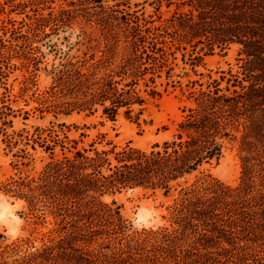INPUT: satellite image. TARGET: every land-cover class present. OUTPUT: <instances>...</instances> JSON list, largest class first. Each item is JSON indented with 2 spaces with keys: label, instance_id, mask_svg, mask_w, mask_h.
<instances>
[{
  "label": "trees",
  "instance_id": "obj_1",
  "mask_svg": "<svg viewBox=\"0 0 264 264\" xmlns=\"http://www.w3.org/2000/svg\"><path fill=\"white\" fill-rule=\"evenodd\" d=\"M232 1L223 0L222 4L228 6ZM96 2L106 11L102 0ZM212 2L193 3L200 11V22H179L177 29L189 27L190 37L208 38V29L195 35L193 27L207 22L202 11L212 7ZM58 11V15L51 12L48 19L64 22L66 12L72 10L62 5ZM123 18L131 22L125 15ZM189 20L193 22V18ZM133 22L131 49L126 47L117 63L113 59L116 53L110 50L113 43L107 44L102 57L93 63L88 59L80 64L70 61L56 69V115H69L73 110L93 114L97 105L102 107V116L111 120H116L122 108L130 113L140 106L139 114L143 112L146 98L138 90L139 80L165 63L158 62L156 56L165 52L159 41L148 42L138 21ZM225 36L214 33L210 46L227 43L230 39ZM251 48H246V54L255 57L257 51ZM246 70L248 78L253 70ZM246 80L229 78L225 88L214 80L200 90L195 105L177 122L172 139L150 150L131 144L99 149L94 143L80 149L76 140H70L62 142L59 156L54 150L59 141L47 145L51 161L39 176L13 179L12 185L16 196L25 198L32 211L55 219L56 236L13 259L16 251L12 255L2 252L0 264H264L254 245L264 240V86L253 81L245 85ZM150 95L159 93L153 89ZM238 133L244 154L241 181L230 185L206 174L190 183L189 178L204 165L219 163L225 142L236 139ZM71 142L74 145H65ZM137 187L160 190L164 196L180 187V193L168 207V226L127 236L128 226L119 208L101 197ZM93 243L97 247L90 249Z\"/></svg>",
  "mask_w": 264,
  "mask_h": 264
},
{
  "label": "rangeland",
  "instance_id": "obj_2",
  "mask_svg": "<svg viewBox=\"0 0 264 264\" xmlns=\"http://www.w3.org/2000/svg\"><path fill=\"white\" fill-rule=\"evenodd\" d=\"M72 1L74 5H70ZM196 1L102 0L104 11L96 0H0V254L8 251L6 255H12L16 251L13 259L33 252L49 236H56L55 219L32 211L25 198L16 196L12 185L13 179L39 176L51 161L47 145L59 141L54 149L59 156L62 142L70 140H76L80 149L94 143L99 149L113 145L121 149L131 144L150 150L155 144L172 139L177 122L195 105L198 92L214 80L220 81L222 88L235 76L249 79L245 85L253 81L264 86V0H234L228 6L222 4L223 0H213V6L202 11L207 22L193 27L195 35L208 29L210 36L192 38L189 27L184 28L185 32L178 30L177 24L200 22V11L193 6ZM62 5L72 10L66 12L65 21L49 20L50 13L58 15ZM124 15L131 22L127 23ZM133 20L138 21L148 42L159 41L158 46L165 52L156 54L158 62L165 63L139 80L138 90L146 98L143 112L139 114L140 106L130 113L122 108L116 120H111L102 116V107L97 105L93 114L73 110L69 115H56V69L70 61L80 64L88 59L89 64L93 63L102 57L106 45L113 43L110 50L117 54L113 58L117 63L126 47L131 49ZM214 33L230 40L211 47L209 38ZM249 45L257 51L255 57L247 56ZM246 69L253 70L248 78ZM153 89L159 95L152 97ZM239 139L240 133L236 139L227 140L219 163L204 165L189 182L211 174L237 185L244 155ZM10 189L12 192H8ZM179 193L180 187L168 196L160 190L137 187L106 194L101 200L119 208L128 236L143 229L168 226V207ZM254 245L264 258V240L259 239ZM94 247L97 243L90 249Z\"/></svg>",
  "mask_w": 264,
  "mask_h": 264
}]
</instances>
